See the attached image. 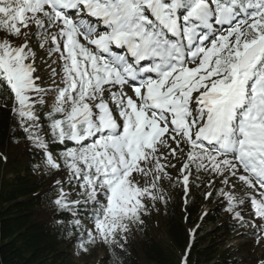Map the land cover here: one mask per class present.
I'll return each instance as SVG.
<instances>
[{"label":"snow or ice","instance_id":"1","mask_svg":"<svg viewBox=\"0 0 264 264\" xmlns=\"http://www.w3.org/2000/svg\"><path fill=\"white\" fill-rule=\"evenodd\" d=\"M34 42L59 83L42 86ZM0 88L45 169L67 172L51 203L80 251L121 259L145 201L167 203L165 182L187 196L193 170L264 238V0H0Z\"/></svg>","mask_w":264,"mask_h":264},{"label":"trees","instance_id":"2","mask_svg":"<svg viewBox=\"0 0 264 264\" xmlns=\"http://www.w3.org/2000/svg\"><path fill=\"white\" fill-rule=\"evenodd\" d=\"M47 132L45 127L41 134L46 136L52 154L59 157L65 145ZM72 146L67 142V147ZM42 160L41 151L25 138L13 116L10 92L0 88V264H75L68 249L78 244L76 217L51 203L55 181L67 177L64 171H47ZM210 203L216 206L209 220L217 222L219 230L234 232L243 227L234 213L225 211L226 202L219 195L205 202ZM199 205H203L202 199L191 194L177 205L166 206L164 240L142 225H132L121 259L106 245L111 264H181L186 253L187 264H199L197 257H202L204 264H233L234 253L229 248L212 249L208 245L198 249L189 243L190 222L195 220ZM90 211V206L78 209L84 228L82 214Z\"/></svg>","mask_w":264,"mask_h":264},{"label":"rangeland","instance_id":"3","mask_svg":"<svg viewBox=\"0 0 264 264\" xmlns=\"http://www.w3.org/2000/svg\"><path fill=\"white\" fill-rule=\"evenodd\" d=\"M32 46L34 50L37 51L36 67L38 71L36 75L42 77V86H53V81L59 83L62 73L59 71L60 64L58 62L54 63V61H57V55L53 54L51 57H49L46 52L37 47L35 42ZM53 69H56L59 73L55 77L51 75ZM162 151L166 150L162 149ZM179 155L182 154L178 153V156ZM56 157L59 158L58 156ZM173 162L175 163V161ZM179 167L180 164L177 163V168ZM169 171L172 173L173 177L177 175L175 169H169ZM64 172V177H67V172ZM197 176H199V179L196 178ZM137 179H140V177H137ZM208 181L209 176L206 173H196V171L193 170V176L190 179L191 186L187 196H185L182 186H169L168 183L165 182L164 188L167 192V203H163L158 200L153 207L152 202L149 201L147 204L148 212L142 217L144 221L142 227H145L147 231H152L158 234L164 240L165 238L163 230L165 223V207L177 205L179 201L182 202L191 194H195L199 199H202L203 205L198 206L196 212H199L195 216V220L192 219L190 222L191 226L188 231L189 243L192 245L195 244L198 249H203L208 245H211L212 249L229 248L230 252L234 253L233 264H261V262L264 261V238L257 241L255 236L252 234V227L250 223L245 224L242 228L234 232H227L224 229L219 230V224L209 220V215L212 214L211 211L216 205L213 203L205 204V202L210 198H214L216 194L214 189L209 187ZM216 187L221 188L225 186L219 184L217 181ZM65 190L67 191L68 189L66 188ZM225 190H227V188H225ZM242 191L250 192L251 190L245 188ZM208 192H213L214 194L210 198L206 199L205 194ZM72 198L78 199L76 196H73ZM237 210H239V208H237ZM249 210H251L250 204ZM245 220H247V216H245ZM82 221L85 225V228L92 227V225L89 224L85 218H83ZM200 237H202L201 240L199 239ZM88 249L89 251L84 253L80 251L78 244H71L68 251L70 252L72 261L75 264H111L109 253L107 252L106 245L103 242L97 240L94 245H88ZM197 261H201L198 262L199 264H204L202 263V257H197ZM212 262L213 261H210L206 264H212Z\"/></svg>","mask_w":264,"mask_h":264}]
</instances>
